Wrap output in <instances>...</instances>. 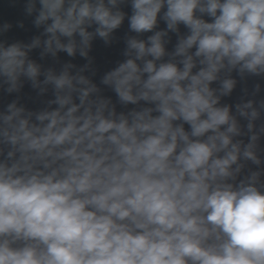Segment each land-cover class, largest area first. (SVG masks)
Returning a JSON list of instances; mask_svg holds the SVG:
<instances>
[{
	"label": "clouds",
	"instance_id": "obj_1",
	"mask_svg": "<svg viewBox=\"0 0 264 264\" xmlns=\"http://www.w3.org/2000/svg\"><path fill=\"white\" fill-rule=\"evenodd\" d=\"M0 264H264V0H0Z\"/></svg>",
	"mask_w": 264,
	"mask_h": 264
},
{
	"label": "water",
	"instance_id": "obj_2",
	"mask_svg": "<svg viewBox=\"0 0 264 264\" xmlns=\"http://www.w3.org/2000/svg\"><path fill=\"white\" fill-rule=\"evenodd\" d=\"M6 15H12V13H10L7 9L4 10ZM102 55H104L105 53L101 52ZM108 55H112V56H116L117 53L116 52H110L107 53Z\"/></svg>",
	"mask_w": 264,
	"mask_h": 264
}]
</instances>
